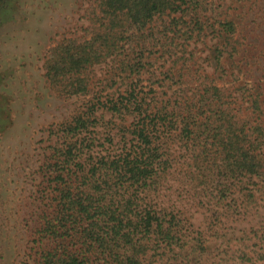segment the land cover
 I'll list each match as a JSON object with an SVG mask.
<instances>
[{
	"label": "trees",
	"instance_id": "1",
	"mask_svg": "<svg viewBox=\"0 0 264 264\" xmlns=\"http://www.w3.org/2000/svg\"><path fill=\"white\" fill-rule=\"evenodd\" d=\"M203 1L99 0L95 30L82 41L53 46L46 74L68 93L86 94L93 84L89 71L102 63L119 77L139 72L144 50L166 40L176 19L197 15ZM18 2L0 0V27L12 20ZM193 73L200 76L197 67ZM191 79L198 82L194 89L172 93L170 82L158 80L159 96L121 78L123 91L106 101L96 97L52 129L56 138L41 165L47 206L32 264H190L193 254L201 264L202 253H211L210 238L225 236L219 233L225 220L258 210L255 191L264 195L258 99L247 97L246 109L256 111L247 120L233 106L234 93ZM6 105L0 101V133L9 125ZM207 206L215 214L199 230L187 212ZM263 237V226L244 228L243 248L224 250L242 255L227 257L226 264H264V248L257 246Z\"/></svg>",
	"mask_w": 264,
	"mask_h": 264
},
{
	"label": "rangeland",
	"instance_id": "2",
	"mask_svg": "<svg viewBox=\"0 0 264 264\" xmlns=\"http://www.w3.org/2000/svg\"><path fill=\"white\" fill-rule=\"evenodd\" d=\"M18 1L12 20L0 27V101L7 102L9 109V125L0 133V264H32L39 223L47 206L41 165L47 145L56 138L52 129L96 97L106 101L123 91L121 78L137 81V89H153L160 96L164 87L158 86V80L170 82L168 91L172 93L180 88L194 89L198 82L191 77L197 76L203 86L216 85L226 95L234 93L233 106L243 110L247 120L256 111L247 110L245 101L250 96L257 98L264 119V0H204L197 15L176 19L166 40L144 50L140 73L126 72L119 77L102 63L89 71L93 84L86 94H70L63 86L54 85L45 66L50 49L60 41H82L91 35L99 0ZM160 23L155 24V30L162 28ZM196 67L200 76L193 73ZM190 73L193 76L187 75ZM99 78L103 81H97ZM252 185L248 187L254 189ZM255 192L258 210L225 220L219 231L225 236L208 239L211 253H202L201 264H226L227 257L242 255L224 250L233 245L243 248L244 228H264V195ZM213 207H193L187 212L195 228L207 227V219L215 214ZM257 246L264 248V237ZM248 249L246 246L245 251ZM199 259L193 254L190 264H198Z\"/></svg>",
	"mask_w": 264,
	"mask_h": 264
}]
</instances>
